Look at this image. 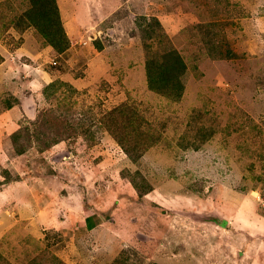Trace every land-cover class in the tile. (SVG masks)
Here are the masks:
<instances>
[{
	"label": "rangeland",
	"instance_id": "obj_1",
	"mask_svg": "<svg viewBox=\"0 0 264 264\" xmlns=\"http://www.w3.org/2000/svg\"><path fill=\"white\" fill-rule=\"evenodd\" d=\"M57 2L61 54L0 0V264H264V0Z\"/></svg>",
	"mask_w": 264,
	"mask_h": 264
},
{
	"label": "trees",
	"instance_id": "obj_2",
	"mask_svg": "<svg viewBox=\"0 0 264 264\" xmlns=\"http://www.w3.org/2000/svg\"><path fill=\"white\" fill-rule=\"evenodd\" d=\"M29 2L30 7L20 16V24L25 22L34 25L61 54L68 47L69 39L62 26L57 0H29ZM158 24L160 25L159 20L153 18L145 30L142 24L140 27L148 37L155 39L162 35L156 29ZM148 46L147 44L145 66L149 88L171 98H179L184 89L182 77L187 70L185 59L177 48L169 46L154 54ZM53 86L54 83H51L45 88L47 95V91Z\"/></svg>",
	"mask_w": 264,
	"mask_h": 264
}]
</instances>
